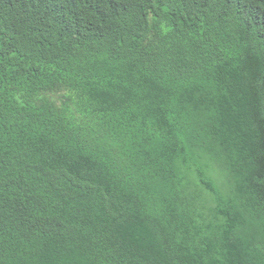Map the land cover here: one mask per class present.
<instances>
[{"label":"trees","instance_id":"trees-1","mask_svg":"<svg viewBox=\"0 0 264 264\" xmlns=\"http://www.w3.org/2000/svg\"><path fill=\"white\" fill-rule=\"evenodd\" d=\"M0 264H264V0H0Z\"/></svg>","mask_w":264,"mask_h":264}]
</instances>
